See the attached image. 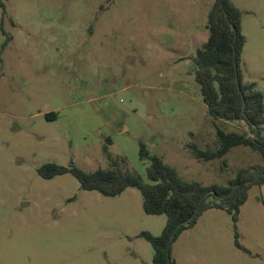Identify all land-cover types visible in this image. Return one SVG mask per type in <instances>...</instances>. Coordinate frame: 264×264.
Segmentation results:
<instances>
[{"label":"rangeland","instance_id":"rangeland-1","mask_svg":"<svg viewBox=\"0 0 264 264\" xmlns=\"http://www.w3.org/2000/svg\"><path fill=\"white\" fill-rule=\"evenodd\" d=\"M242 11L244 82L264 94V0H232ZM214 0L0 1V264H154L141 236L160 235L165 214H148L138 188L117 196L84 190L47 162L91 172L107 167L106 138L147 178L139 141L187 179L227 185L261 155L235 146L212 160L189 148L217 147V127L193 57L207 41ZM9 38V39H8ZM55 112V119L47 113ZM204 212L172 244L175 264H264V185H253L238 221Z\"/></svg>","mask_w":264,"mask_h":264},{"label":"trees","instance_id":"trees-1","mask_svg":"<svg viewBox=\"0 0 264 264\" xmlns=\"http://www.w3.org/2000/svg\"><path fill=\"white\" fill-rule=\"evenodd\" d=\"M1 1V0H0ZM242 11L232 0H214L208 11V39L198 49L195 63V80L210 114L226 121H244L250 133L227 132L217 127V147L203 150L189 145L201 160H212L226 155L235 146H246L261 155L264 162V94L254 82L245 83L240 68V57L246 43L242 33ZM235 27V29H233ZM9 39V38H8ZM55 119L57 114H46ZM106 138L103 152L108 166L86 172L75 165L65 166L47 162L38 168L44 179L71 173L84 190H95L105 196H117L129 187L140 190L143 208L148 214H165L166 225L158 236L144 231L141 236L154 250V264H175L172 244L180 234L195 226L199 217L210 209L225 210L231 215L235 228V244L248 251L239 241L238 221L241 207L248 199L253 185H264V164L258 163L238 170L227 185H205L183 178L177 169L139 141V158L147 162L144 178L129 167L125 157H114Z\"/></svg>","mask_w":264,"mask_h":264},{"label":"water","instance_id":"water-1","mask_svg":"<svg viewBox=\"0 0 264 264\" xmlns=\"http://www.w3.org/2000/svg\"><path fill=\"white\" fill-rule=\"evenodd\" d=\"M233 29H235V27H233Z\"/></svg>","mask_w":264,"mask_h":264}]
</instances>
